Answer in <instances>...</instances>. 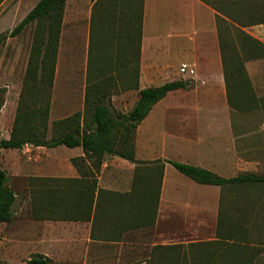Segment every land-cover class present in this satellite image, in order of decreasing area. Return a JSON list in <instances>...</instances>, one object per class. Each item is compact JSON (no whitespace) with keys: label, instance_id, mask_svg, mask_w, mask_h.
Masks as SVG:
<instances>
[{"label":"crops","instance_id":"crops-1","mask_svg":"<svg viewBox=\"0 0 264 264\" xmlns=\"http://www.w3.org/2000/svg\"><path fill=\"white\" fill-rule=\"evenodd\" d=\"M129 1L137 5L140 2ZM236 3L264 7V0H142L140 90L174 81H185L189 87L170 92L137 127L133 143L138 162L177 161L227 179L245 173L256 174L253 161L261 160L248 158V144L253 143L258 149H263L261 134L264 129L249 131L236 123L240 112L233 111L228 104L216 24L220 14L215 7ZM92 6L93 2L91 10ZM66 18L67 9L63 32ZM88 18H91L90 10ZM244 31L264 43V23L244 28ZM252 63L246 64L247 71ZM182 64L189 65L195 74H181ZM120 96L126 99L121 101L122 105L116 104ZM138 99L139 96L131 100L123 94L113 98V105L117 111L127 113ZM15 109L17 111V107ZM3 111L4 108L0 118ZM14 118L15 114L12 123ZM11 130L4 139L10 138ZM59 147L26 145L20 150H0L9 155L21 150L30 152L31 148L36 150L37 161H9L6 163L8 172L0 165L10 178L9 184L12 180L19 183L10 184L17 198L13 213L19 206L27 215L24 221L18 219L12 225L11 231L16 233L10 231L7 238L33 246L34 251L29 250L33 251L30 257L41 254L50 258L51 264H147L156 247L194 244L193 238L206 236L210 229L215 234L220 187L198 184L166 163L156 222L153 226H146L151 219L150 216L145 217V212L141 213V199L145 193L139 186L144 171L140 169L137 179V164L118 156H106L98 173L90 161L83 163L82 220L55 219L47 217V212H42L41 217L35 219L31 191L39 190L43 198L50 189L39 187L37 181H33L31 186L30 179L81 178L71 161L84 156L80 147L68 148L69 153L63 159L58 158L60 161H40L46 150L52 152ZM91 172L95 176H90ZM94 180L97 187L91 205L93 188L87 190L86 186ZM198 186H202L205 192L213 191L216 196L208 203L201 202L198 191L191 190L200 188ZM44 202L48 204L47 200ZM90 206V218L86 219ZM60 207L63 208L64 204ZM55 209L57 211L56 206Z\"/></svg>","mask_w":264,"mask_h":264},{"label":"trees","instance_id":"trees-1","mask_svg":"<svg viewBox=\"0 0 264 264\" xmlns=\"http://www.w3.org/2000/svg\"><path fill=\"white\" fill-rule=\"evenodd\" d=\"M4 1L0 0V6ZM67 1L39 0L10 34L0 37L1 45L8 38L20 35L30 25H35L10 138L0 140V150H20L26 145H32L45 148L80 147L84 152V156L71 159L81 178L30 179L31 186L33 181H37L39 187L47 186L50 189L43 198L42 194L38 193L39 190L31 191V208L35 219H39L42 212H47V217L55 219L82 220L83 163L90 161L98 173L106 156H118L137 164V179L140 169H143L139 186L143 189L145 197L141 199L140 209L141 213L145 212L146 218L150 216L151 219L146 226H153L156 222L166 163L198 184L220 187L222 194L233 187L264 186V175L245 173L227 179L209 170L177 161L138 162L135 159L133 133L137 127L147 118L152 108L170 92L189 87L185 81H174L140 90L142 0L138 5L123 0L121 9L120 0H92L84 114L78 112L54 122L52 137L49 139L51 91ZM215 9L220 14L216 18V24L228 104L233 111L260 112L264 118V97L256 95L246 69L247 63L264 59V43L244 31V28L264 23V7L236 3L227 7L217 6ZM231 27L238 31L236 38L231 35ZM131 90L139 91L135 106L127 113L117 111L113 105V97ZM6 93L5 89L0 88V114L5 106ZM89 175L95 176L93 172ZM9 180L7 173L0 167V225L8 224L14 218L12 209L17 198ZM86 187L87 190L93 188L92 205L97 181L89 182ZM60 204H64V207L61 208ZM91 208L90 206L86 219L90 218ZM50 212L53 215H50ZM240 229L239 225L232 223L228 215L220 211L217 236L226 242H208L202 246L210 245V252L216 254L220 251L225 264H256L250 257L245 261L241 260L246 256V247L235 243L227 244L235 239L243 242L246 240L247 232L242 233ZM188 246L191 254L194 253L193 248L197 250V255L202 253L201 245ZM183 247H156L152 254L159 251L162 254L158 259L163 261L167 252L172 251L176 255L174 261L178 262L182 253L180 249ZM153 261L155 257L152 255L149 262ZM51 262V259L44 255L34 254L26 264Z\"/></svg>","mask_w":264,"mask_h":264},{"label":"rangeland","instance_id":"rangeland-1","mask_svg":"<svg viewBox=\"0 0 264 264\" xmlns=\"http://www.w3.org/2000/svg\"><path fill=\"white\" fill-rule=\"evenodd\" d=\"M38 1L39 0H5L0 6V37L10 34L35 7ZM91 4L92 0H68L67 2L66 24L60 39L56 74L51 91L49 139L52 137L51 129L54 122L66 119L78 112L84 114L90 34V18L87 19V13L89 10L91 11ZM34 29L35 25H30L20 35L17 37H10L0 45V88L7 91L4 111L0 118V140L8 136V132H10L14 123H12L14 114L16 116V111L14 110H16L15 107L18 106V99L23 88L24 76L33 42ZM231 29V35L236 38L238 31L233 27H231ZM248 71L256 95L258 97H264V59L260 62H253L249 66ZM192 85H195V83L193 82ZM138 92L139 91L131 90L119 95L127 94L128 97L133 100L139 96ZM125 100V96H120L116 100V104L122 105V102ZM236 123L244 126L249 131H254L256 128L264 129V118L260 112L240 113V117L237 119ZM261 135L264 145V132ZM248 145V158H258L261 160L253 161L254 173L264 175V148L260 150L258 149L259 147L254 146L253 143H249ZM32 150V148L30 152L21 150L10 155L0 152V165L7 168L6 163L9 161H37V156L35 154L36 150ZM68 150V148L63 146L52 150V152L46 150V155L40 161H60L58 158H65L66 154L69 153L67 152ZM6 170L7 172L9 171L8 168ZM16 183H18L16 180H12L10 184L14 185ZM198 187L200 188L191 189L190 187V189L193 192L196 190L198 191L197 193L201 202L208 203L210 198L216 196L213 191L205 192L202 190V186ZM220 211L228 215L233 224L239 225V229H242H240L242 233L247 232L248 234L244 242L235 239L233 240L234 242H228L227 244L235 243L242 247H246L244 251L246 258L242 257L241 260L245 261L250 257L256 264H264V186L228 188L223 194L221 192L219 213ZM26 217V211L16 206L14 208V218L12 222L0 225V264H25L34 251L33 246L28 245L22 240H10L7 238L12 229V225H15L18 219L24 221ZM217 218H219V215ZM18 225L19 224L16 226L17 230ZM217 230L218 219L215 234H213V230L210 229L209 234L206 236H196L193 238L196 241L194 244L201 245L202 247V253L200 255H197V250L194 248V253L191 254L190 248H188L189 246L184 245V247L180 249L182 253L178 262L174 261L173 258H175L176 255L172 253V251L167 252V255L164 257L163 261H161V259L158 258L162 253L157 251L152 254L155 257V261L149 262L151 260L150 258L147 260V264H225V260H223L219 254L220 251L216 254L213 251L210 252V245L202 246L207 245L208 242L221 244L226 242L218 238ZM11 233L14 234L16 231L12 230ZM213 236L215 237L213 240H208L211 237L213 238ZM29 250L33 251L29 252ZM231 264H234V262Z\"/></svg>","mask_w":264,"mask_h":264},{"label":"built area","instance_id":"built-area-1","mask_svg":"<svg viewBox=\"0 0 264 264\" xmlns=\"http://www.w3.org/2000/svg\"><path fill=\"white\" fill-rule=\"evenodd\" d=\"M180 73L183 75L189 74V75H194L195 74V70L192 69L189 65L187 64H182L180 66ZM27 147H30V145H27Z\"/></svg>","mask_w":264,"mask_h":264}]
</instances>
